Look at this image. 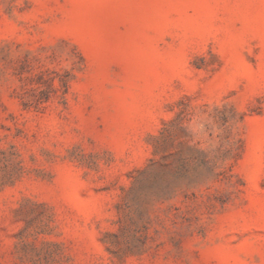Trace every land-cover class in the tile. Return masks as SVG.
<instances>
[{"label": "rangeland", "instance_id": "1", "mask_svg": "<svg viewBox=\"0 0 264 264\" xmlns=\"http://www.w3.org/2000/svg\"><path fill=\"white\" fill-rule=\"evenodd\" d=\"M0 264H264V0H0Z\"/></svg>", "mask_w": 264, "mask_h": 264}]
</instances>
